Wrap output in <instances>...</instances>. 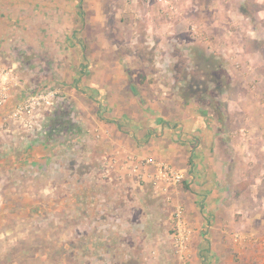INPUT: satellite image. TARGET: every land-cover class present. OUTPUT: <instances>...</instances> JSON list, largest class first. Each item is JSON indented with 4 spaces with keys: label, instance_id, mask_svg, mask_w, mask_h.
Segmentation results:
<instances>
[{
    "label": "rangeland",
    "instance_id": "rangeland-1",
    "mask_svg": "<svg viewBox=\"0 0 264 264\" xmlns=\"http://www.w3.org/2000/svg\"><path fill=\"white\" fill-rule=\"evenodd\" d=\"M108 6H121V22L140 26H132L130 34L147 29L142 41L145 53L158 52L162 58L160 68L149 64L161 78L130 77V84L144 85L146 93L160 102L162 113L180 119L184 106L193 105L212 117L221 139L215 161L230 187L228 197L243 205L242 212L254 214L255 204L264 206V0H167L161 4L112 0ZM113 20L115 16L109 22ZM156 33L165 41L161 52ZM128 65L130 70L140 69ZM107 78L92 72V85L104 87ZM154 86L163 87L160 94ZM92 96V160L88 162L92 165V213L97 211L96 218L92 216V239L88 240L86 223L71 219L74 209L60 207L64 201L54 186L41 197L30 192V198L20 191L0 189V264H172L175 259L172 216L183 207L181 192L188 190V184L184 180L167 185L157 178L156 166H171L185 176L186 171L163 159L135 155L132 140L137 136L130 133L137 122H128V135L111 131L101 119L112 120L116 115L106 109L110 104L102 105L100 111L96 101L98 97L109 102V95ZM60 114L49 123L57 131L50 148L68 152L75 142L64 135L73 120ZM58 161L51 159L47 164V180L53 185L64 177L62 171L69 172L73 166L69 155ZM30 166L36 172L42 165ZM144 167L153 168L154 179L150 173L143 177ZM63 179L70 182V176ZM233 238L241 241L238 235ZM179 262L184 264L177 258Z\"/></svg>",
    "mask_w": 264,
    "mask_h": 264
},
{
    "label": "crops",
    "instance_id": "crops-1",
    "mask_svg": "<svg viewBox=\"0 0 264 264\" xmlns=\"http://www.w3.org/2000/svg\"><path fill=\"white\" fill-rule=\"evenodd\" d=\"M110 2L0 0V90L7 89L6 103L0 107V185L5 184L0 189L20 191L30 198V192L41 197L54 186L64 201L60 207L73 208L71 219L86 223L88 240L92 239V216L96 218L97 212L92 213V165L88 162L92 160V95H109V102L96 100L100 111L102 105L110 104L106 109L116 115L112 120L101 119L105 126L128 135V122H137L130 133L137 136L131 139L134 154L163 159L186 171L188 190L182 189L180 203L191 236L187 252L172 255V264H177V258L184 264H262L264 206L255 204L256 211L249 215L242 212L239 201L228 197L230 187L224 184L215 161L221 141L215 121L193 105L184 106L180 119L162 113L160 102L146 93L144 85L130 84V77L161 78L160 72L152 73L149 64L157 63L160 68L162 58L157 57L158 52L145 53L147 29L141 27V35L130 34L133 24L121 22V6L109 7ZM111 16H115L113 22H109ZM160 37L159 33L154 37L159 52L165 43ZM128 63L140 69L130 70ZM92 72L95 77L107 76L108 83L104 87L92 85ZM54 88L61 91L60 98L49 111H40L32 131L12 122L11 114L28 95ZM162 88L152 87L158 94ZM57 114L73 120L68 134L61 132L75 142L71 151L50 148L57 131L49 123ZM176 120L179 123L173 122ZM68 155L73 166L69 172L60 171V176H70V182L62 177L60 183H49L47 164ZM36 162L42 166L35 172L30 165ZM140 173L143 177L150 173L154 179L151 167ZM236 208L241 211L236 212ZM76 229L82 231L79 225ZM235 231L241 232L234 235ZM236 235L241 239L238 243L233 238Z\"/></svg>",
    "mask_w": 264,
    "mask_h": 264
},
{
    "label": "built area",
    "instance_id": "built-area-1",
    "mask_svg": "<svg viewBox=\"0 0 264 264\" xmlns=\"http://www.w3.org/2000/svg\"><path fill=\"white\" fill-rule=\"evenodd\" d=\"M134 2V0H132ZM158 3H167V0H157ZM61 91L57 88L43 90L38 93L28 95L21 103L17 105L10 118L12 122L19 125L25 131H32L36 127L37 116L40 111H49L53 108L56 101L60 98ZM7 100V89L0 90V107ZM151 163V161H146ZM157 168V178L166 182L167 185H176L182 183L185 174L177 171L171 166L159 164ZM174 246L176 252L184 256L187 252L190 242L191 231L187 228L183 209L179 207L174 214Z\"/></svg>",
    "mask_w": 264,
    "mask_h": 264
}]
</instances>
